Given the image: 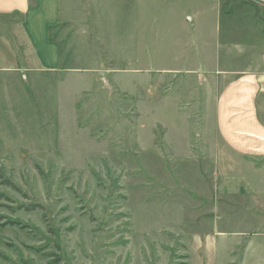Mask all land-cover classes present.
Wrapping results in <instances>:
<instances>
[{
    "label": "rangeland",
    "instance_id": "374dc122",
    "mask_svg": "<svg viewBox=\"0 0 264 264\" xmlns=\"http://www.w3.org/2000/svg\"><path fill=\"white\" fill-rule=\"evenodd\" d=\"M90 1L50 30L61 71L0 73V264H264V155L203 117L234 76L216 50L243 67L264 48V0ZM183 14L203 55L180 52Z\"/></svg>",
    "mask_w": 264,
    "mask_h": 264
},
{
    "label": "crops",
    "instance_id": "0c3cea01",
    "mask_svg": "<svg viewBox=\"0 0 264 264\" xmlns=\"http://www.w3.org/2000/svg\"><path fill=\"white\" fill-rule=\"evenodd\" d=\"M97 1L91 0L90 3L93 7L101 6ZM62 2L63 0H0V73H19L22 77H27L30 73H51L62 70L58 43L50 36V26L57 27L63 20ZM144 2L147 4L146 7L153 6L152 0H115L117 4L131 7L135 4L142 6ZM158 2L167 9L176 7V3H170V0ZM66 4L68 6V0ZM185 21L190 26L192 17L183 14L178 22L170 20V24L178 26L177 31L180 30V34L187 33V36L183 34V38H180L179 44L176 43L180 52L193 47L196 54L203 55L204 40L197 29L188 36V25ZM229 46L227 45L224 50L227 55L230 54L228 51L232 50ZM219 54L216 50L214 67L210 70L214 73L225 72L227 76L229 73L234 76L223 84L222 76L218 74L215 80L216 94L206 91L210 99L203 102L204 123L210 110L215 120V123L212 122V129L207 131L216 139L220 137L229 150L251 157L263 156L264 48L258 54L259 58H254L243 67L231 66L229 59L222 63ZM242 54H245L244 49L240 50L239 55ZM67 70L69 75L79 77H85L87 72ZM178 71L184 73L191 70L183 68ZM213 89L212 86L211 90Z\"/></svg>",
    "mask_w": 264,
    "mask_h": 264
},
{
    "label": "water",
    "instance_id": "95a60500",
    "mask_svg": "<svg viewBox=\"0 0 264 264\" xmlns=\"http://www.w3.org/2000/svg\"><path fill=\"white\" fill-rule=\"evenodd\" d=\"M105 73H106L105 71H101L100 74H99V78L102 80V82L104 83V85L107 88H110L109 83H108V81L105 78Z\"/></svg>",
    "mask_w": 264,
    "mask_h": 264
},
{
    "label": "trees",
    "instance_id": "16d2710c",
    "mask_svg": "<svg viewBox=\"0 0 264 264\" xmlns=\"http://www.w3.org/2000/svg\"><path fill=\"white\" fill-rule=\"evenodd\" d=\"M51 28H52V27L50 26V30H51ZM0 176H1V175H0ZM0 178H1V177H0ZM4 182H6V184H8V185H11L10 181H8V180H5ZM2 196H3V195L0 194V198H2Z\"/></svg>",
    "mask_w": 264,
    "mask_h": 264
}]
</instances>
